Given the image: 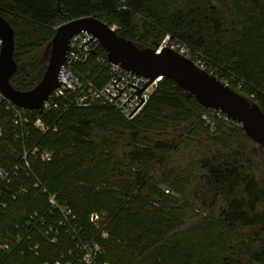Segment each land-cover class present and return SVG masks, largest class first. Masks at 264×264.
<instances>
[{
	"label": "trees",
	"instance_id": "obj_1",
	"mask_svg": "<svg viewBox=\"0 0 264 264\" xmlns=\"http://www.w3.org/2000/svg\"><path fill=\"white\" fill-rule=\"evenodd\" d=\"M85 17L114 26L138 49L156 50L165 38L184 46L190 61L264 113V0H0L14 40L10 86L35 88L54 30ZM98 56L105 59L96 46L76 66L96 88L109 79ZM72 98L18 110V118L0 101V169L16 168L13 187L25 188L15 200L2 189L0 245L23 233L28 215L44 214L54 194L85 228L92 214L106 223L101 262L264 264V147L166 78L129 120ZM20 244L0 251V264L52 263L66 247L20 256L34 243Z\"/></svg>",
	"mask_w": 264,
	"mask_h": 264
},
{
	"label": "water",
	"instance_id": "obj_2",
	"mask_svg": "<svg viewBox=\"0 0 264 264\" xmlns=\"http://www.w3.org/2000/svg\"><path fill=\"white\" fill-rule=\"evenodd\" d=\"M81 32H86L97 40L98 46L105 53L109 64L149 80L141 89L127 84L122 90H119L114 86L119 77L114 83H110L119 91L115 98L104 91L114 101L127 86H131L136 90L130 98L136 94L141 100L135 107L136 109L143 102L139 93L145 86L157 78H166L193 96L204 108L218 112L230 122L238 124L255 144L264 147V113L257 106L251 105L226 84L206 73L184 56L165 47L156 50L138 49L117 36L110 26L94 17L71 20L54 30L45 73L40 83L27 92H18L10 86L9 79L16 71V65L12 58L13 33L8 24L0 18L1 97L18 109L40 110L50 93L59 87L60 74L65 64L69 42ZM92 38L81 44L80 49Z\"/></svg>",
	"mask_w": 264,
	"mask_h": 264
},
{
	"label": "built area",
	"instance_id": "obj_3",
	"mask_svg": "<svg viewBox=\"0 0 264 264\" xmlns=\"http://www.w3.org/2000/svg\"><path fill=\"white\" fill-rule=\"evenodd\" d=\"M92 37L93 36L86 32H81L70 40L65 64L60 74L59 87L50 93L40 111L56 108L57 102L60 99L65 98L67 95H72L73 103L79 108L88 107L92 102H96L100 105L112 106L118 110L125 119H132L145 106L150 94L161 78L149 82L139 93L143 102L136 109L135 107L141 100L136 94L130 98L136 90L131 86H127L114 101L112 98H115L119 93L117 89L122 90L127 84L141 89L149 80L111 65L107 62L106 57L104 59L98 56V62H105L108 66L109 79L100 88L94 87L91 82H84L78 75L76 66L86 62L95 47L98 46L97 40ZM90 38L92 39L80 49V45ZM167 43L168 38H165L158 49L169 47V49L187 58V50L184 46L177 43H172L167 46ZM118 78L119 80L114 84L116 89L110 83H114ZM1 100L6 101L0 95V101ZM126 101L127 103L120 109ZM6 103L14 109L15 117L18 118V110L21 109L16 108L7 101ZM21 111L24 112L26 110ZM131 112L132 114L128 117ZM212 112L218 117H222L224 120L229 121L222 114L215 111ZM207 124L211 126L208 120ZM34 127L43 132L46 130L39 120L35 122ZM42 158L48 160V155L44 154ZM16 176V168L12 170L0 169V195L2 194L3 188L8 190L12 200H15L25 193L24 186L17 185L13 187L12 182ZM6 208L7 203L0 201V213L6 210ZM105 225L106 223L99 215L92 214L88 219L89 228H85L77 222L73 210L67 204L62 203L56 195L51 194L47 197L46 212L44 214L33 213L28 215L23 226V233L17 234L12 240L9 239L2 243L0 245V251L5 254H10L13 250V243L18 246L21 245L20 243L25 239L26 242H33L34 244L25 246L19 251V255L24 256L25 254H32L36 256L41 245L54 246L60 243L66 246L65 250L60 251L52 263L47 262L44 264H108L107 262L100 261L102 249L97 241V237L102 238L106 236L104 231ZM15 230H17V228H15Z\"/></svg>",
	"mask_w": 264,
	"mask_h": 264
},
{
	"label": "rangeland",
	"instance_id": "obj_4",
	"mask_svg": "<svg viewBox=\"0 0 264 264\" xmlns=\"http://www.w3.org/2000/svg\"><path fill=\"white\" fill-rule=\"evenodd\" d=\"M111 28H112L113 30L115 29V27H114V26H112ZM168 43H169V42H168ZM168 43H167V46H169V45H170V43H169V44H168ZM167 48H169V47H167ZM193 63H194L196 66H198L199 68H201V67H200V64H199V61H198V60H194V62H193Z\"/></svg>",
	"mask_w": 264,
	"mask_h": 264
}]
</instances>
